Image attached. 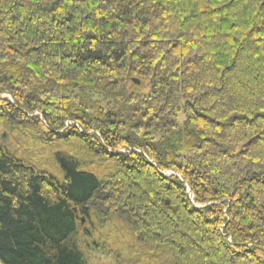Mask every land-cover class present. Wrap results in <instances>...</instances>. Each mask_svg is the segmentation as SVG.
Masks as SVG:
<instances>
[{"label": "trees", "instance_id": "obj_1", "mask_svg": "<svg viewBox=\"0 0 264 264\" xmlns=\"http://www.w3.org/2000/svg\"><path fill=\"white\" fill-rule=\"evenodd\" d=\"M87 250L264 264V0H0V264Z\"/></svg>", "mask_w": 264, "mask_h": 264}, {"label": "rangeland", "instance_id": "obj_2", "mask_svg": "<svg viewBox=\"0 0 264 264\" xmlns=\"http://www.w3.org/2000/svg\"><path fill=\"white\" fill-rule=\"evenodd\" d=\"M85 225V220H83L82 222V226ZM87 256H88V260L91 264H116L117 262H115L114 257L108 256L109 254H103V253H98V252H92L91 250H87L86 251ZM107 253V252H105ZM103 255V256H102ZM118 257V255H116V258ZM236 264V263H235Z\"/></svg>", "mask_w": 264, "mask_h": 264}, {"label": "water", "instance_id": "obj_3", "mask_svg": "<svg viewBox=\"0 0 264 264\" xmlns=\"http://www.w3.org/2000/svg\"><path fill=\"white\" fill-rule=\"evenodd\" d=\"M136 83H139V82L136 81Z\"/></svg>", "mask_w": 264, "mask_h": 264}]
</instances>
